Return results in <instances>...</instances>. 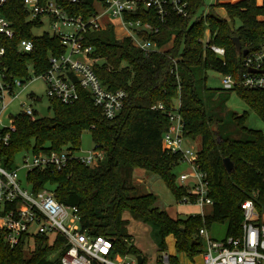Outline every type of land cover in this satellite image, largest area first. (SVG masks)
<instances>
[{
	"label": "trees",
	"instance_id": "1",
	"mask_svg": "<svg viewBox=\"0 0 264 264\" xmlns=\"http://www.w3.org/2000/svg\"><path fill=\"white\" fill-rule=\"evenodd\" d=\"M231 1L216 0L206 13H200L203 0H191L186 18L170 16L164 25L154 23L158 33L141 37L161 52L145 54L134 48L129 39H116L111 25L88 33L85 45L92 49L95 76L105 89L126 94L120 113L111 121L105 120L83 91L69 105L48 101L47 117L31 121L19 115L14 119L15 131L0 152L2 165L9 167L22 151L76 153L82 133L89 132L94 149L103 154L95 166L86 167L72 160L59 171L35 169L26 174V183L33 192L46 189L57 203L77 209L81 232L108 238L115 254L134 257L141 253L127 244L129 220L123 219L124 214L156 227L160 251H165L164 240L171 236L175 251L189 257L202 250V241L197 237L199 229L208 231L213 224H226V236L235 233L241 223L239 204L250 200L257 209L264 208V136L246 128V113L231 115L241 139L226 138L212 128L214 121L201 99V77L205 69L232 76L240 74L243 56L235 53L233 38L239 40L242 51L253 52L264 45V20H259L264 16V0H260L261 4L257 0ZM92 2L80 0L75 5H65L71 14L88 16ZM215 8L225 10L227 20L215 15ZM0 16L11 23L14 31L12 38L2 40L4 66L14 77H27L30 70L42 74L49 67V57L64 53L56 37L46 33L32 35V29L39 24L27 21L21 0H6ZM235 18L239 21L236 27ZM206 33L211 44L225 50L224 63L199 42ZM23 40L31 42L32 51L21 56L17 45ZM232 91L264 122V91L241 87ZM177 100L183 137L200 142L196 164L205 175L212 202L204 217L171 218L156 206L153 194L138 195L131 184L134 171L143 170L158 178L177 203L189 196L176 184L173 173L179 156L168 154L161 146V137L169 128L166 114ZM158 104L164 112L151 109ZM226 158L233 165L229 174L222 164ZM47 241L45 237L37 238L29 255L24 254L22 246L9 249L0 241V264H61L60 257L67 249L64 240L58 236L52 245Z\"/></svg>",
	"mask_w": 264,
	"mask_h": 264
},
{
	"label": "built area",
	"instance_id": "2",
	"mask_svg": "<svg viewBox=\"0 0 264 264\" xmlns=\"http://www.w3.org/2000/svg\"><path fill=\"white\" fill-rule=\"evenodd\" d=\"M80 0H21L27 13V21L38 23L39 27L48 25L50 36H54L64 48V53L48 58V69L42 74L29 71L27 77L17 78L4 66L5 48L3 39L12 38L14 31L11 23L0 16V152L8 145L10 135L14 133V119L19 115L31 121L42 117L40 108L20 105V111L8 116L7 125L2 122L3 114L25 91L28 84L42 80L47 101H58L69 105L79 99V91L88 94L93 107L102 117L113 120L121 111L125 92L105 89L92 71L90 58L92 49L85 45V36L93 31L105 30L109 25L120 29L124 35L118 40L129 39L132 46L143 53L161 52V49L142 39V34H157L153 24L164 25L170 16L186 18L191 0H93L88 16L71 14L67 7ZM6 0H0V9ZM129 16V19L125 17ZM204 49L214 58L224 63L225 50L210 43L208 33L199 40ZM32 51L30 41H20L17 45L19 55ZM220 85L224 91L235 87L248 90L264 91V45L253 52H247L240 62V74L232 76L221 74ZM33 104L39 100L32 94L27 95ZM48 111V107H45ZM179 102L166 115L169 128L161 137L162 149L168 154L178 155L180 162L188 170L179 174L176 181L188 193L179 204L195 206L199 216L204 217L205 209L211 207L208 196V183L205 175L196 164L197 150L184 147L188 139L183 137V124L178 112ZM164 112L158 104L151 108ZM23 157V168L27 173L35 169L59 171L69 161L75 160L86 166H95L103 159V154L93 148L86 157H78L68 151L32 153ZM0 157V241L9 249L22 246L23 250L34 249L35 241L45 237L52 245L56 237H61L67 249L60 257L61 264H136V257L119 256L113 252L112 241L104 237H90L79 229L77 209L57 203L53 193L43 189L33 192L26 183L20 184L17 172L12 167H4ZM241 223L232 235L222 240L208 236V231L201 228L197 237L202 241V250L191 257L184 253L168 254L162 252L156 264H264V208L257 209L254 203L246 200L239 204ZM199 258V263L197 262ZM143 264V263H142Z\"/></svg>",
	"mask_w": 264,
	"mask_h": 264
},
{
	"label": "rangeland",
	"instance_id": "3",
	"mask_svg": "<svg viewBox=\"0 0 264 264\" xmlns=\"http://www.w3.org/2000/svg\"><path fill=\"white\" fill-rule=\"evenodd\" d=\"M237 0H232L234 3ZM216 0H203V6L200 9V13H206L210 6H213ZM258 4H261L260 0H257ZM215 15L221 19L227 20L226 12L222 8L214 9ZM264 18V16H263ZM239 21L237 18L234 19V26H238ZM43 33H50V28L48 25H42L38 28L32 29L33 36H39ZM116 37L120 38L124 35L122 30L115 29ZM168 47V46H167ZM166 47V48H167ZM222 75L214 70L205 69L202 71V89H201V99L205 106L207 115L212 118L214 125L212 128H217L226 138L229 139H241L243 136L235 129L231 122V115L235 114L237 116L247 114V120L245 123L246 128L249 130L259 131L264 136V122L260 121L258 117L250 110L248 107L235 95L233 91H224L220 85V80ZM27 87L25 91L15 99L14 103L6 110L3 114L2 122L7 125V117L14 116L19 113L20 105L23 107H32L37 110L39 106L47 107L48 101L45 96V87L42 80L37 79L32 82H26ZM32 94L39 100V104H33L27 95ZM177 101H175L174 106H176ZM184 147H190L192 150H199L200 142L195 141H185ZM94 145L91 140L89 132H84L80 138V147L78 152L74 155L78 157H86V155L93 151ZM23 157L30 159L31 155L29 152L22 151L21 153L15 155L12 167L18 170L17 175L20 184L23 186L26 181L27 169L23 168ZM188 170L187 165L180 162L176 167L173 168V173L177 177L179 174L186 172ZM133 178L131 179V184L136 188L138 195L153 194L157 198L156 206L161 210L165 211L171 218L186 219L189 216L199 215V209L195 206L179 204L174 201V198L170 192L165 188L162 182L148 174L143 170H135ZM176 184L178 182L176 181ZM209 208L205 209L204 212L208 214ZM123 219L129 220L127 225V233L129 235L127 244L134 246L140 251V255L143 259V264H156V260L161 255L162 252L168 254H177L174 248V241L171 236L166 237L164 240L165 251H160L159 243L160 239L157 234V229L150 223H142L140 221H134L124 214ZM208 236L215 240H222L226 236V224H213L208 230ZM34 249L31 247L23 250L24 254L29 255ZM199 263V258L197 260Z\"/></svg>",
	"mask_w": 264,
	"mask_h": 264
},
{
	"label": "water",
	"instance_id": "4",
	"mask_svg": "<svg viewBox=\"0 0 264 264\" xmlns=\"http://www.w3.org/2000/svg\"><path fill=\"white\" fill-rule=\"evenodd\" d=\"M232 44H233V47H234V50H235V53L237 55L241 54L242 56H245L247 54V51L246 50H241V46H240V43H239V40L237 38H233L232 39ZM40 115L42 117H47L48 116V111L45 107H41L40 108ZM222 164H223V167H224V170L226 171V173H230L233 169V165L232 163L226 158V159H223L222 161ZM143 263V259L141 256H137L136 257V264H142Z\"/></svg>",
	"mask_w": 264,
	"mask_h": 264
},
{
	"label": "crops",
	"instance_id": "5",
	"mask_svg": "<svg viewBox=\"0 0 264 264\" xmlns=\"http://www.w3.org/2000/svg\"><path fill=\"white\" fill-rule=\"evenodd\" d=\"M259 20H264V18L262 17V18H260ZM117 38H118V37H117ZM117 38H116V39H117ZM169 46H170V44H169ZM169 46H168V47H169ZM206 215H207V214H206Z\"/></svg>",
	"mask_w": 264,
	"mask_h": 264
}]
</instances>
